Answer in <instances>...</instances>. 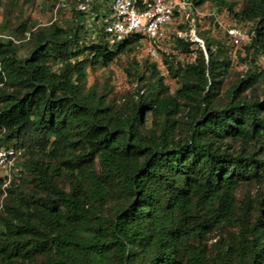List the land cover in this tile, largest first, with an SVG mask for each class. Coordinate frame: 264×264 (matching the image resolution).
<instances>
[{
  "label": "trees",
  "instance_id": "obj_1",
  "mask_svg": "<svg viewBox=\"0 0 264 264\" xmlns=\"http://www.w3.org/2000/svg\"><path fill=\"white\" fill-rule=\"evenodd\" d=\"M190 1L249 26L235 51L248 66L221 106L234 52L225 32L202 45L172 36L161 54L173 91L155 61L144 60L147 75L129 65L144 83L118 109L86 88L87 70L144 39L109 43L99 3L26 33L25 57L13 36L26 23L0 39V143L25 147L14 180L0 177V264H264V194L256 205L235 198L241 185L264 184V0ZM222 227L235 232L213 257L203 241Z\"/></svg>",
  "mask_w": 264,
  "mask_h": 264
},
{
  "label": "rangeland",
  "instance_id": "obj_2",
  "mask_svg": "<svg viewBox=\"0 0 264 264\" xmlns=\"http://www.w3.org/2000/svg\"><path fill=\"white\" fill-rule=\"evenodd\" d=\"M76 0H0V35L9 36L14 28L21 23L28 25V30L23 35L13 36L16 40L17 54L20 57H25L30 48V40L26 33L31 30L39 28L41 26L48 25L52 22L65 23L70 19L72 8L75 7ZM187 17L176 16L166 32L165 40L159 44L156 48L152 44H149L146 40L142 41V44L131 53L121 55L110 64L104 66L100 65L96 69L88 68L86 88L92 87L98 95H103L106 101L114 109L122 107L126 102L131 101L134 98V93L140 85L144 82L139 81L137 76L134 75V69H138L139 73L147 75L144 69V60L149 59L157 63L158 69L165 78V83L170 86V90L173 91L178 85L175 80L167 76L164 65L162 64L161 51H168L172 47L173 35L179 31L185 36H192L200 39L201 42H197L199 45L203 44V40L206 37H211L217 40H225L224 28L227 25L235 24L233 18L227 13L224 8H217L212 3H204L199 7H191L187 10ZM184 23L187 30H180L179 25ZM90 25L89 27H91ZM190 29V30H189ZM185 31V32H184ZM194 33V34H192ZM4 38V37H3ZM241 47V46H240ZM238 47L237 52L241 50ZM196 48V45L193 47ZM231 53L233 63L230 66L228 73L224 77L221 91L216 104L221 106L226 101L227 89L237 78L244 74L248 64L241 61L239 57H246L244 50L241 51L240 56H237V52ZM176 54H178L175 51ZM179 57V56H178ZM248 61L250 57H247ZM131 73L126 68L131 65ZM257 65L264 69V59L262 57L257 58ZM56 68V66H53ZM262 85L256 86L255 93L260 94ZM248 90L246 95H250ZM148 124H151V118H148ZM25 156L20 160V166L24 161ZM22 176L27 177L25 173ZM63 181L61 180L60 183ZM64 185V183H62ZM264 194V184L241 185L235 193L236 203L238 207H241L245 197H249L252 203L256 202V198L262 197ZM256 205V203L254 204ZM263 227H264V215H263ZM230 232H235L234 229L229 227H222L221 229L206 236L203 243L206 245L208 252L214 257L215 251L213 249L214 243L222 237L227 238ZM235 261V260H234ZM233 261V262H234ZM215 264H221L219 260L215 259ZM235 264H241L236 261Z\"/></svg>",
  "mask_w": 264,
  "mask_h": 264
},
{
  "label": "built area",
  "instance_id": "obj_3",
  "mask_svg": "<svg viewBox=\"0 0 264 264\" xmlns=\"http://www.w3.org/2000/svg\"><path fill=\"white\" fill-rule=\"evenodd\" d=\"M99 3L97 29L104 33L109 43H120L133 35H140L149 44H161L176 16L187 17L192 6L190 0H76V9L87 11L92 4ZM186 19V18H185ZM89 27L91 34L95 33ZM229 44L236 50L249 38V26L235 23L224 28ZM194 34V33H192ZM181 35V32H177ZM7 36L0 35V39ZM193 40V37L190 36ZM194 41L201 42L197 37ZM0 130V136L1 132ZM25 147L5 146L0 143V177L3 186L14 180Z\"/></svg>",
  "mask_w": 264,
  "mask_h": 264
}]
</instances>
